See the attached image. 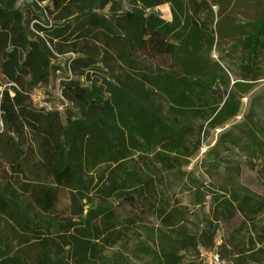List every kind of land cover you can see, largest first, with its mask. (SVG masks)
<instances>
[{
	"label": "trees",
	"instance_id": "1",
	"mask_svg": "<svg viewBox=\"0 0 264 264\" xmlns=\"http://www.w3.org/2000/svg\"><path fill=\"white\" fill-rule=\"evenodd\" d=\"M137 2L122 12L124 0H25L21 8L12 0H0L1 122L5 132L14 137L25 133L31 137L40 157L39 170L52 180L47 189L37 191L38 187L23 184L22 191H37L35 206L46 215L56 216L63 194L87 191L89 185L80 174L83 162L87 166L105 163L117 167L107 175L98 174L95 187L101 200L94 207L88 206L81 223L70 220L81 215V210L61 212L63 219L57 223L60 233L97 240L91 244V259L96 264H129L120 251L110 257L106 252L126 247L131 237L137 240L149 216H158V211L160 217L166 214L151 197L131 192V185L122 186L118 180L124 178L119 177L124 164H118L119 156L131 149L143 154L158 148L153 152L155 160L164 169H172L176 165L168 160L173 159L171 153L185 155L186 151L189 155L183 139L191 128L184 120L210 110L198 97L205 90L191 77L192 69L178 60V51L188 36L174 23L160 18L155 11L159 2ZM104 9H108L107 14L102 13ZM113 12L120 13L110 15ZM249 27L250 34L234 46L240 50L242 81L258 79L251 69L264 57V16ZM193 30L198 31L196 27ZM100 49L111 52L123 69V78H110L99 70L95 56ZM132 50L170 55L172 60L158 70L140 68V62L130 55ZM68 53L76 56L70 65L72 75L89 82L90 87L74 77H64L60 88L65 97L79 94L72 99L77 109L86 108L93 119L85 115L84 119H71L69 106L58 113L36 108L31 102L30 92L48 90L52 77L61 72L55 58ZM27 78L30 86L25 88ZM240 84L245 83L236 82L235 88ZM155 93L168 104L167 116L149 106V95ZM221 98V106H215L206 119L212 127L239 111V103L233 105L230 94ZM247 119L243 124L245 138L264 157V122ZM4 135L0 133V139ZM15 165L14 169H19V164ZM6 169L3 175L9 176ZM227 170L238 179L242 176L239 168ZM250 179L251 185H259L254 177ZM260 184L264 189V179ZM218 186L206 194L208 206L197 211L200 226L196 231H179L173 241L159 238L157 263L205 264L202 252H215L225 264H264V195L238 182Z\"/></svg>",
	"mask_w": 264,
	"mask_h": 264
},
{
	"label": "rangeland",
	"instance_id": "2",
	"mask_svg": "<svg viewBox=\"0 0 264 264\" xmlns=\"http://www.w3.org/2000/svg\"><path fill=\"white\" fill-rule=\"evenodd\" d=\"M12 1L21 8L25 0ZM144 1L151 4L159 2L155 11L160 18L174 23L188 36L187 42L178 51V60L181 65L192 69L191 77L205 90L198 97L203 101L202 105L210 110L184 120L185 126L191 128L184 132L183 139V146L189 155L186 156V151L185 155L171 153L173 159L168 160L176 165L172 169H164L155 160L153 152H157L158 148L143 154L131 149L128 154L119 156L118 164H124L123 173L119 174L124 178L118 180L122 186L131 185V192L147 195L156 207L166 209L164 217L159 216V211L158 216L156 213L148 217L147 226L140 230L137 240L131 237L126 247L106 252L110 257L120 251L129 264H159L155 255L160 253V237L173 241L179 231L188 234L196 231L200 226L196 220L197 211L208 206L206 194L215 192L218 184L238 182L264 195L260 184L264 179V157L258 147L249 145L243 126L244 122L249 121L247 116L264 122V75H260L264 73V57L261 56L251 69V74H257L258 79L242 81L239 79L241 71H238L242 68L240 50L234 47L250 34L249 24L264 16V0ZM44 4L46 1L40 6ZM138 4L137 0H124L122 12ZM107 12L108 9L102 11L104 14ZM116 13L120 12L110 15ZM194 27L198 31H194ZM194 34H197L195 39L192 38ZM130 55L140 62V68L148 67L151 70L164 68L172 60L170 55L144 50H132ZM65 58H55V65L59 64L61 72L65 70ZM95 60L106 76L114 79L124 77L122 67L111 52L103 53L100 49ZM72 77L79 84L90 87V83L84 79ZM56 79L55 74L51 79V88L55 90ZM90 79L93 82L96 80L93 76ZM236 82L245 84L235 88ZM127 83L130 84L129 81ZM29 86L27 78L25 88ZM128 91L133 93L130 88ZM55 93L51 98L65 102L72 109L69 113L72 114L71 119H84V115L85 118H94L86 108L77 109L73 100L79 94L58 99ZM225 94L231 95L233 105L239 103V111L231 119L212 127L206 119L215 106H221V97ZM149 96V106L158 114L167 116L169 109L166 101L158 93ZM40 101L43 99L40 98ZM0 133L5 134L0 139V264H96L91 259V244L97 240L77 237L72 232L60 233L57 223L63 219L61 212L69 213L70 210L82 211L81 215L70 219L81 223L88 206L94 207L101 200L95 187L98 174L107 175L117 168L116 165L100 163L87 166L83 162L80 174L81 179L89 185L87 191L63 194L57 207L60 213L56 216L46 215L35 206L33 199L37 191L49 188L52 180L39 170L40 157L35 143L26 133L20 138L6 133L1 118ZM15 163L19 164V169H14L17 167L13 166ZM227 167L239 168L242 176L238 179L229 174ZM5 168L9 176L3 175ZM251 176L259 185H251ZM23 184L38 187L35 189L37 191L25 193L20 187ZM105 198L109 199L107 196ZM109 202L112 203L111 200ZM139 243L143 245L136 246Z\"/></svg>",
	"mask_w": 264,
	"mask_h": 264
},
{
	"label": "built area",
	"instance_id": "3",
	"mask_svg": "<svg viewBox=\"0 0 264 264\" xmlns=\"http://www.w3.org/2000/svg\"><path fill=\"white\" fill-rule=\"evenodd\" d=\"M66 57L65 62H64V67L65 70L63 72H57V79H56V90L54 88H51V81L50 85L48 87V90H40V89H33L30 92V99L32 104L36 108H41L45 111H57L58 113H62L68 106H66L65 102L58 101L57 99L51 98L53 95L54 91H56L55 95L56 98H62L64 97V94L62 92V89L60 88L62 85V81H64V77L68 79H72V73L70 71V65L74 58L76 57L72 53L65 54L63 56H58L57 58L60 57ZM40 98L43 99V101H40ZM49 99H52L49 101ZM204 258L205 264H225L223 261L220 260L218 255L215 252H205L202 254Z\"/></svg>",
	"mask_w": 264,
	"mask_h": 264
}]
</instances>
